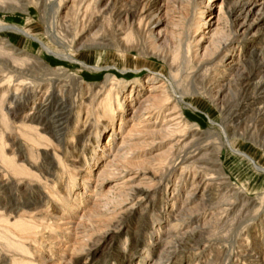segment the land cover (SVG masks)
<instances>
[{"label": "rangeland", "instance_id": "rangeland-1", "mask_svg": "<svg viewBox=\"0 0 264 264\" xmlns=\"http://www.w3.org/2000/svg\"><path fill=\"white\" fill-rule=\"evenodd\" d=\"M30 1L31 4L27 12L1 9L0 21L25 28L28 32L47 42L54 50L62 51L66 55H72L74 58L97 68L96 70L92 68L88 69L79 62L74 63L72 60L49 54L38 41L17 33L16 31H5L2 33V36L10 40L15 47L21 51L29 52L31 55L45 61V63L50 66V68H48L49 71L43 70L40 76L42 79H45L44 82L60 83L61 86L64 84L68 85V88L73 92L74 99L83 91L85 97L88 96L82 108L78 130H74L73 124L70 130L64 129L59 132H57V129H53L52 126H49V129H44L41 125L37 126V124H33L35 127L39 128V132L34 131V133H41L44 135L43 137H45V139H43L44 143L35 144V142L29 141L30 135L28 133L26 134V131L23 130L25 128H27V131H29L28 129L31 130L30 127L32 124L30 125L27 123V125L23 127L21 120L13 119L12 112L9 111L8 104L15 101L14 95L6 93L8 99L6 101L7 103L5 102L2 104L3 89L8 88V82H6V79L0 77V149H3L5 158H15L19 161L12 160L9 163L0 162V176H13L14 173L10 171V167H13L16 162L25 163L26 166H29L31 162H35V166L32 167V173L18 175L19 177L17 178L25 176L28 177L27 179L29 180L33 173H36L35 175L38 173V175L41 176V180L37 186L41 188L43 193L47 192L45 184L50 186L48 189L51 190L54 189V185H57V189L63 192L66 191V199L71 198L69 200L72 204L75 201H81L82 205H80L81 207L76 212L75 210H70L73 208L71 204L65 207L70 211L68 218L73 221V223L69 225L70 230L53 228L54 238L51 237L49 228H41L39 230V235L37 234V239L35 241V250L38 252L36 253L35 251V255L38 256L40 254L44 256H42L43 259H41L42 263L156 264L158 262V264H262V259L260 257L262 255L259 256L255 254L251 256L252 251L246 250L247 247L245 244L248 242H245L244 239L245 236L247 237V235H249L251 236V244H255L256 237L261 238L260 234H258L259 228L257 225L260 223L259 221L261 218L264 219V151L241 136L231 139V148L222 146L220 151H218L217 147L218 145L220 146L221 143H225L222 134L223 129L220 124L225 122L226 114H224L222 110L228 107V105H232L233 112L238 109V107L234 106L232 100L234 101L233 96L241 87V78L257 70L260 65H264V51L259 57L255 59L251 58L252 49L255 47H264V0H247L248 2L259 3L260 5L249 20V24L253 25L252 33H257V36H251V40L248 43L237 45L236 49L232 46L230 47L231 49H235L231 51L233 57H239L244 63L241 65L240 72L238 73L233 70H224V74L223 72L219 74L220 76L224 75L225 78L223 82L217 83V85L225 84L226 87L224 89H226V91L216 100L208 95L202 96V94L198 92L209 88V86H211L210 84L214 82L212 79L203 81L204 78L202 76L203 74L207 75V72L204 71V65L216 46V42L213 43L210 39L212 33L210 30L218 23L219 27L222 29L219 43L226 46L233 40L238 28L229 16V6L225 4L221 5L222 0H120L117 8L134 10L133 15L129 16V18L124 16L121 19L125 28L129 24L126 36V42L129 47L124 50L117 49L114 46H90L92 42L90 37H92L97 28L93 29L92 32H88V30L79 27V30L65 39L63 44L53 43L51 38L52 35L61 36L64 33V30H62L60 26L57 28L52 26L58 7V0L53 1L48 7L45 16L46 21L42 19V10L36 5V0ZM235 1L238 0H231V2ZM25 2H27V0H25ZM147 10H149L148 12H152L153 10L152 16H155V19L159 20L157 27L154 29L157 31L162 30L161 38L154 44L157 48L156 51L159 52L161 50L167 53L170 52L174 55L178 52L179 47L183 49L186 59L184 58L179 76H177L178 82L175 81V78L173 79L170 73L171 69L168 68V63L150 52L152 51L150 50V43L153 40L150 42L145 31L146 27H148L146 24H150L153 18H149L146 21L142 18ZM110 16L114 19L113 24L118 26V19L114 17L113 13H111ZM140 23L142 24V29L139 27ZM210 25H212L211 28L209 27ZM47 30H49V33ZM105 34L108 33L106 32ZM73 38L77 39L75 45L72 44ZM254 38L257 42H253ZM81 45L83 47H80ZM186 55L190 59L186 57ZM2 68L3 65L0 63V74L7 75L8 70H6L7 72H3L1 71ZM154 72L159 74V77L154 80L155 82L163 83L165 80L167 81V79H172L176 87L175 92L179 95L184 94L186 97L185 100L193 107L183 102H181L182 106H180L185 116L187 115L186 117L194 125V128L189 131L191 135L195 133L194 131L198 130L200 134H203L201 138L196 139L197 143L196 145L194 143L191 151H193V153L196 151L195 149H198L196 153L202 151L200 154L202 157L205 156L204 159H206L208 156L204 151L209 145V150H207V152L211 150L212 152L214 151L213 153H215V155H218L221 163V166H219L229 178H227V180L231 182V186L239 187L241 190L243 189V197L249 196L259 199V197L263 196V199H260L261 202L257 204L249 216L245 218L241 217L239 220H234L232 218L227 220L226 215L220 214V212H224L223 208L218 207L219 203L217 202L221 200V195H223L224 200V195L227 190L222 194L221 191L218 192V187L214 185L206 189L208 191L205 200L196 199V201L189 203L187 201L188 194L193 193L194 189H196L195 185H191L194 177H196L195 182L205 181L204 183H207L209 182L207 181V176L213 174L212 171H210L209 174L206 173L205 169L199 172V168L190 167L187 168L186 172H183L185 171L184 166L191 160H185L188 154L183 153L181 157L171 161L173 160L171 154L169 156L168 152H166L168 146L165 145L162 148H154L146 144L151 138V130L153 129L149 126H145V121L143 119L157 114L159 111L152 109L148 105L149 103L145 102H143V108H138V102L146 98L150 93L157 95L161 93L160 90L155 92H150L148 90L150 85L153 84L150 77L156 74ZM160 73L164 75H160ZM10 75L14 77L10 87L13 91L16 90V87L20 86V82L23 83V87L20 86L21 90H19V93H22L24 86L35 85V82L32 81L30 76H26L19 80L15 73ZM74 75L78 76L79 81L75 79ZM213 75H215V73H213ZM261 75H263V73ZM108 76L111 80L117 79L116 81H119L121 85H125V95L132 93V88L134 87L137 91L136 98H132L134 95L129 98L127 97L125 105L127 107L126 112L118 113L115 119V132L112 130L113 125H110L109 119L106 118L104 114V117L102 116L103 118H98L97 115L95 116L92 113L88 114L87 112L93 93L99 88L95 85H101L107 80ZM198 76H200V78ZM80 82H83V84ZM3 83H5V86H1ZM201 84L204 85L203 88ZM199 87L202 89L200 90ZM218 88L219 86L214 87L213 90L217 91ZM132 94H134V92ZM178 96L175 95V98ZM40 98L41 96H39L37 101H41ZM22 100H24L25 104L31 106L33 105L34 97L24 98ZM134 107L138 110L139 115L143 116L138 118L136 122L129 120L133 114ZM144 107H147V110H145ZM2 108L5 113L7 112L6 115L9 120L7 121V125L9 122V129L6 124L4 125L6 122L2 119ZM165 111H167V107L163 108L161 113L164 115ZM141 119L143 120L142 122ZM254 120L264 121V117L255 116L253 120L248 121L249 123H247V125H250ZM234 124V122L227 121L229 133L232 132L231 129ZM19 126L23 129H19ZM103 127L107 128L105 129ZM98 128H101V134L99 136L97 135ZM14 130L16 133H10ZM128 131H130V133H128ZM138 132H141V135ZM16 136H19L21 143L25 142L30 144L28 145L30 149L27 147L28 149L26 151L22 150V147L14 142V137ZM59 136H61L63 142H58L56 137ZM263 136L264 132L258 136L257 140L263 141ZM132 137L134 138L133 140H131ZM123 138L126 143H124L125 145L122 147L121 151L117 153V149ZM45 147L49 148L48 151L51 152L53 157L54 152H57L58 157H64L66 161H69L68 165L66 164L68 162L63 163L64 172L59 173L57 171L59 169L58 160H54V165L51 164L52 160L46 159L44 154L46 151L44 149ZM238 150L244 151L252 156L259 167L243 155H240V151ZM23 152L27 154V159L25 160L20 159V155H22ZM17 154H19V157ZM162 161L165 165H163ZM160 164L162 165L158 167ZM218 168L219 167H211L214 171L216 169L219 170ZM154 172H156V174ZM145 173L149 174V176L152 175V179H149L148 182V188H150V186L152 187L149 190L151 193L150 202H148V206L144 204L141 207H137V210H129L130 205L136 202L135 191L131 188L140 182L144 183L145 180L143 179L144 181H142V178H144ZM60 174H62V176ZM54 180L58 182L53 183L52 181ZM157 180H159V182ZM117 182L119 183L118 186L115 185ZM210 182L215 183L217 181L212 180ZM12 183L13 182H10L4 188L0 189V198L18 195H24L28 199L35 198L36 194L33 191L26 190L25 192V190L22 189L20 193L15 184ZM235 191L236 189L233 190V192ZM179 192L181 194L177 195ZM229 194L232 195V192H229ZM220 205H222L221 202ZM54 206H57V208H59L58 210L61 211V205L53 202L50 207L51 212H56ZM215 212L218 216L216 215L214 217ZM218 213L222 215L221 218ZM195 218H200V220L201 218L204 219L200 221L199 224L201 225L209 221L206 223V228H204L203 233L199 237L201 241L202 239L205 241L204 238L206 237V243L204 244H200L198 240L194 239L196 232L194 234L190 232V230L197 225L192 222ZM180 219L183 220V222H181ZM187 224L190 226L186 227ZM186 230H188L190 234L189 232L185 234L184 231ZM242 233H244V235H242ZM174 235L180 238L177 239ZM262 239L264 241V235ZM172 243H174V245ZM1 244L0 242V253L3 254L6 250L2 248ZM175 244L179 246H175ZM241 244L244 245L241 246ZM205 245H208V248L202 251ZM170 248L174 249L172 250L173 253ZM249 248L252 247L249 246Z\"/></svg>", "mask_w": 264, "mask_h": 264}, {"label": "bare ground", "instance_id": "bare-ground-1", "mask_svg": "<svg viewBox=\"0 0 264 264\" xmlns=\"http://www.w3.org/2000/svg\"><path fill=\"white\" fill-rule=\"evenodd\" d=\"M53 1H55V0H36V5L42 10V19L44 21H46L45 16L47 14L48 7L52 4ZM119 1L120 0H58V7H57V10H56V13L54 16V21L52 22V26L55 28L60 26V28L62 30H64V33L61 36H55V35L53 36L52 35L51 38H52L53 43L63 44L65 39L69 38L71 35L75 34V32L79 30V27H81L82 29L88 30V32L89 31L92 32L93 29L97 28L95 30V32L93 33L92 37H90V39L92 41L90 46H93V47L114 46L115 48L121 49V50L127 49L129 46L127 45V42H126V36H127V28L129 26V24L125 28L123 26L124 23H123V21H121V19L124 16L129 18V16L133 15L134 10H129L127 8H117ZM30 4H31L30 0H27V2H25V0H0V10L1 9H12V10H19L22 12H27L28 8L30 7ZM223 4L229 6V16H230L232 22H234L238 26V28H237L235 37L226 46H223L219 43V41L221 39L220 35L222 34V29L219 27L218 23H216L215 27L210 30L212 32L210 35V39L213 43L216 42V46H215V50L210 54L206 64L204 65V71L207 72V75L203 74V73H202L203 75L202 74L201 75L204 78L203 81H205L206 79H208V80L212 79V80H214V82L210 84L211 86H209V88H207V86H206L207 89H204L201 92H198L199 94H202V96L208 95L209 97H211L215 100L220 98V96H222L223 93L226 91V89H224L226 87L225 84L217 85V83L223 82V80L225 78L224 75L220 76L219 74H221V72H223L224 70H233L236 73L240 72L241 65L244 62L242 60H240L239 57H236V58L233 57V53L231 51H234L236 49L237 45H242L243 43L244 44L248 43L251 40V38H250L251 36H254V37L257 36V33H254V34L252 33L253 25L249 24V20L252 17V15L255 13V11L257 10V7L260 6L259 3L248 2L247 0L246 1L238 0L235 2H231V0H222L221 5H223ZM148 11L149 10H147L146 12L144 11L145 14L143 15L142 18L145 21L148 20L149 18H153L152 22L150 23L151 25L147 22L148 24H146V25L148 27H146V31H145L146 36L150 40V42L153 40L150 43V50H152L150 52L153 53V55L162 58L166 63H168V68L171 69L170 73L172 74L173 79L175 78L176 79L175 81H177V76H179L180 68H181L182 63H183L184 58H185L183 49H182V47H179L178 52H176V54H174V55L170 52L167 53V52H165V51L163 52L161 50L159 52L156 51L157 48L154 44L157 42V40H159V38H161L162 30L157 31L156 29H154L157 27L159 20L158 19L156 20L155 16H152L153 10H152V12H148ZM111 13H113L114 17L116 19H118V22H119L118 26L113 24L114 19L112 16H110ZM143 24L145 25L144 22H143ZM211 26L212 25H210L209 27L211 28ZM139 27L142 29L141 23L139 24ZM131 28H133V27H131ZM5 31H10V32L16 31L17 33L26 35V36L38 41L44 47L45 51H47L49 54L55 55L56 57H59V58L62 57V58L68 59V60H72V61H74V63L79 62L81 65H83L84 67H86L88 69L92 68V69L96 70L97 68L88 64V63H85L84 61H81V60L74 58L72 55H66L62 51L54 50L53 48H51V46L48 45L47 42L43 41L40 37L35 36L34 34L28 32L25 28H21L19 26L12 25V24H6V23H3V21H0V63L3 65V68L1 69V71L7 72L6 70H8L7 75H5V74L1 75L0 74V77H2V79H6V82H8V88L3 89L2 104H4L8 100L7 94L14 95L13 97H14L15 101L10 102L8 104V108H9V111L12 112L13 119L21 120V124H23V127L25 125H27V123H29L30 125L32 124L30 127L31 130L28 129L29 131H27V128L23 129L20 126L18 128L19 129L21 128L24 131H26V134L28 133L30 135L29 141L35 142V144L36 143H42L43 139H45V137H43L44 135H42L41 133H39L41 135H39L38 133H36V134L34 133V131L39 132L38 131L39 128L35 127L33 124H37V126L41 125L42 128H44V129H47V128L49 129L52 126L53 129H55V130L57 129V132H59L60 130H64V129L70 130V127L73 124L74 130H78V127H79V124L81 121L80 119H81L82 108L85 105V99L88 96L85 97V94L83 93L84 92L83 91L82 93L78 94L74 99L73 98V92H72V90H70L68 88V85L64 84L61 86L60 83L57 84L54 82H49V83L44 82L45 79H42L40 76L42 75L43 70L49 71L48 68H50V66L47 65V63H45V61L40 60L39 58L31 55L29 52L21 51L20 49L15 47L14 44L10 40H7L2 36V33ZM139 31H141V30H139ZM47 32L49 33V30H47ZM106 32L108 34H105ZM109 32L112 35H110ZM218 37H219V39H218ZM254 41H256L255 38L253 39V42ZM260 42H261V40H260ZM76 43H77V39L73 38L72 44L75 45ZM217 43H218V45H217ZM231 46L234 47L235 49L232 48L233 49L232 50L230 48ZM80 47H83V46L81 45ZM263 51H264V47H260V48L255 47L254 49H252L251 58L255 59L256 57H259L261 55V53H263ZM186 57H188V56L186 55ZM184 63H187V62H184ZM72 68H73V66H72ZM221 69H223V70H221ZM204 71H202V72H204ZM14 73H15L17 79H19V80L22 78H25L26 76H30L32 78V81L35 82V85L34 86L33 85L32 86H24L22 93H19V90H21V87H23V83L20 82L19 85L21 87L20 86L16 87L15 91L11 90L10 87L12 85V81H13L14 77H13V75H10V74H14ZM154 73H156V74L154 76L150 77V79L153 81V84L150 85L148 90L150 92H155V91L160 90L161 93L159 95L150 93L149 95L146 96V98H144L138 102V104H139L138 108H140V107L143 108V102H145V103H149L148 105L152 109L159 111V112H157V114H154L152 116H149L148 118L143 119L145 121V123H144L145 126H149L151 129H153V130H151V138L147 142L145 141L146 144L148 146H152L154 148L155 147L156 148H162L165 145L168 146L166 152H168L169 156L171 154V157L173 158V160H171V161L178 159L179 157L182 156L183 153L188 154V156L185 155L186 156L185 160H188V161H189V159H191V160L189 161L188 164H186L184 166L185 171H183V172H186L187 168H190V167H192V168L195 167L197 169L199 168V172H200V170L205 169L206 173H209V174H210V171H212L213 174H211L210 176L208 175L209 177L207 176V181H209L207 183H204L205 181L204 182H195L196 177H194V180L191 182V185H195L196 189H194L193 193L188 194L187 201L189 203L192 201L193 202L196 201V199H200L202 201L205 200V196H206V193L208 191L206 189L208 187L214 185V186L218 187V189H219L218 192L221 191L222 194H223V192H225V190H227L225 192V195H224V197H225L224 200H223V195L220 194L222 196L221 200L217 202V203H219V205H220V202L222 203V205H220V206L218 205V207L223 208L224 213H221L219 211L220 214L226 215L227 220L230 218H232L234 220H239V218H241V217L245 218V217L249 216L251 214V212L254 210V208L257 206V204L259 202H261L260 199L261 200L263 199L262 197L264 196V194L262 197H259V199L252 198L249 196L243 197V193H242L243 189L241 190V188H239V187L231 186V184H230L231 182H229L227 180L228 177L225 175V173L222 171V168L220 167L221 163H220V158H218V155L217 154L215 155V153H213L214 151L212 152L211 150H210V152H207V150H209V145L207 146L206 150L204 149L205 150L204 153L208 156L206 159H204L205 156L202 157V155L200 154L202 151H199L197 153H196V151L198 149H195L196 151L194 153H193V151H191V149L194 146V143H195V145L197 143L196 139L201 138V136L203 135V134H200L198 129H197L198 131H194L195 133L193 135H191V133L189 132L194 128V125L186 117L187 115L185 116V113L180 108V106H182L181 102L186 103L189 106H191V104L185 100L186 97L184 94L179 95L175 92L176 87H175V83H174V81H172V79H167V81L165 80L163 83L155 82L154 80L159 77V74H157V72H154ZM213 73H215V75H213ZM262 73H263V75H261ZM223 74H224V72H223ZM160 75H164V74L160 73ZM7 77H8V80H7ZM74 77H75V79H77L79 81V78L77 75H74ZM198 77L200 78V76H198ZM198 77H196V78H198ZM116 80L115 79L111 80L108 76L107 80L104 81L101 85H99V84L95 85L96 87L98 86L99 88L97 89V91L95 93H93V97L91 99L90 105H88V108H87L88 114L92 113L95 116L97 115L98 118H100L102 116L104 117V115H105L106 118L109 119L110 125H113L112 126L113 132H115V128H114L115 127V119L117 118L118 113H125L126 112L127 107L125 105H126L127 97L129 98V97H132L134 95V97H132V98H136L135 96L137 95V91L135 90L136 89L135 87L132 88V93L134 92V94L130 93L129 95H125V93H124V91L126 89L125 85H123V84L121 85V83L119 81H116ZM80 83L83 84V82H80ZM1 86H5V83H3ZM217 86H219L218 90L214 91L213 88L217 87ZM240 86L241 87H240L239 91L236 94H234V96H233L234 101L232 100V102L234 103V106L238 107V109L235 112H233L232 105H228V107H226L222 110L224 112V114H226L225 122L220 124L222 129H223L222 134H223V137L225 139V143H221L220 146L218 145L217 150L220 151L222 146H226L227 148L228 147L231 148V146H232L231 139H235L236 137L241 136L242 138L244 137L246 140H248V142H252V144L257 146L258 148H261L264 151V140L263 141L257 140L258 136H260L264 132V123H263L264 121L262 120L263 121L262 122L261 120H257V121L254 120V121H252V123H250V125H247V123H249L248 121L253 120V117L255 118V116L264 117V65H260L257 70H254L249 75L242 77ZM203 87H204V85H202V88ZM199 89H200V87H199ZM175 95L176 96L179 95V96L177 98H175ZM39 96H41V98H40L41 101H37L39 99ZM30 97H34V101H33V105L28 106V104H25L24 100H22V99L30 98ZM130 102H132V101H130ZM165 107H167V111H165V113L163 115L161 113V111ZM144 109L147 110V107H144ZM2 113H3L2 119L4 122H6V123H4V125L6 124V126H8L9 122L7 125V121H9V120L7 118V115H6L7 112L5 113L3 108H2ZM12 116H11V119H12ZM89 117H90V115H89ZM141 117H143V116L139 115L138 110L134 107L133 114L129 118V120L132 122H136V120L138 118H141ZM143 120L141 119V122ZM139 121H140V119H139ZM146 121H147V123H146ZM227 121L235 123L231 129V131H232L231 133H229V131H228L229 129H228ZM9 126H8V129H9ZM103 128L106 129L107 127H103ZM135 129H137V128H135ZM71 132H72V130H71ZM10 133H16V132L14 130ZM128 133H130V131H128ZM138 133L140 134L141 132H138ZM100 134H101V128H98L97 135L99 136ZM73 136H74V134H73ZM56 138L58 139L59 143L63 142V140L61 139V136L56 137ZM124 138L122 139V142H121L119 148L117 149V153L121 151L122 147L125 145L124 143H126V142H124ZM126 138H127V136H126ZM14 139H15L14 142H16L18 145H20V147H22V150L26 151L29 148L28 145H30V144H27L25 142L21 143L19 136L14 137ZM133 139L134 138L132 137L131 140H133ZM28 143H30V142H28ZM49 145H51V144H49ZM66 147H67V145H66ZM44 149L46 150L44 152L46 159L52 160L51 164H54V165H55L54 160L55 159L58 160L59 169L57 171L59 173L64 172L65 170L63 168V166H64L63 163L68 162V163H66L68 165L69 161H66L64 157L63 158L58 157L57 152H54V157H53L51 152L48 151L49 148L45 147ZM38 151H40V150H38ZM238 151H240V150H238ZM239 153H240V155H243L244 157H246L249 161L253 162L257 167H259L255 163V159L252 156L248 155L244 151H240ZM189 154H193V155H189ZM18 155L19 154H17V156ZM26 155L27 154L23 152V154L20 155V159H24V160L27 159ZM35 156L36 155L34 154V157ZM185 156H183V157H185ZM6 158H5V154H4L3 149H0V162L9 163L12 160L13 161L17 160L15 158H12V159L11 158L6 159ZM181 159H184V158H181ZM18 162H16L13 165V167H10V171L12 173H14L13 176H7V175L4 177L2 175L0 176V189L4 188L10 182H13L12 184H15V186L19 192L22 189H24L25 192H26V190H30V191H33L36 195H35V198H30V199L26 198L24 195H22V196L18 195V196H14V197L11 196L8 198H0V242L2 243L1 244L2 248H4V250H6L5 253H3V254L0 253V264H41L42 263L41 259H43L44 256L42 255L43 256L42 257L40 254H39L40 256L35 255V251H36L35 250V248H36L35 241L37 239V234H38L39 230L41 228H43V229L49 228L50 229V235L52 238H54L53 228L62 229V230L63 229L70 230L69 225L71 223H73V221L68 218L70 211H68L69 209H66L65 207L67 205L71 204V205H73V208L70 210L71 211L75 210V212H76L77 210H79V208L82 205H81V201H75L72 204V202L69 200L71 198L66 199V196H67L66 191H64V192L62 190L60 191L59 189H57L58 188V187H56L57 185H54V189L51 190V189H48V188H50V186H47V184H45L47 192L43 193L41 188L39 186H37V184H39V182L41 180V176H39L38 173H37V175H35L36 173H33V175H31V178H29V180L27 179L28 177H25V176L21 177V178H17V177H19L18 175L32 173V167L35 166V162L29 163L30 164L29 166H26L25 163H18ZM169 162H170V160H169ZM36 163H37V161H36ZM162 163H163V161H162ZM161 165L162 164H160L158 167H160ZM163 165H165V164L163 163ZM211 167H215V168L219 167L218 168L219 170L216 169L214 171V169H211ZM51 169H53V168H51ZM258 169H260V168H258ZM154 173L156 174V172H154ZM46 175H49V174H46ZM60 175L62 176V174H60ZM52 176H53V174H52ZM151 176H149V174L145 173L144 178H142V181L145 180L144 183L140 182L131 188L132 190L135 191L136 202H134V204H131L130 208L128 207L129 210H133V209L137 210V207H141L144 204H146V206H148L147 204H148V202H150V197H151V193L149 190H150V188H152L151 186H150V188H148V186H149L148 182H149V179L150 180L152 179ZM202 176H205V175H202ZM104 178H102V179H104ZM46 179H47V177H46ZM212 180H215L217 182H215V183L210 182ZM157 181L159 182V180H157ZM52 182L57 183L58 181L54 180ZM161 183H162V181H161ZM115 185L118 186L119 183L117 182ZM42 186H43V184H42ZM235 189H236V191L233 192V190H235ZM63 190H65V189H63ZM161 190H163V189H161ZM188 192H190V191H188ZM229 192H232V195H230ZM45 193H46V195H45ZM70 194H71V192H70ZM160 194H162V193H160ZM180 194L181 193L179 192L177 195H180ZM245 195H246V193H245ZM164 201H165V199H164ZM53 202L61 205L60 206V207H62L61 211L58 210L59 208H57V206H54L56 208V212H51L50 207H51ZM174 203H175V201H174ZM263 203H264V201H263ZM262 206H263V204H262ZM185 215H184V217H185ZM216 215L217 214L215 212L214 217ZM222 215H220V218ZM170 218H171V216H170ZM195 219L192 220V222L197 224V225L195 226V228L190 230V232L192 234H194L196 232L197 234L195 233L194 239L198 240L200 242V244H204V243H206V237L204 238L205 241H203L202 238H201L202 239V241H201L199 239V237L203 233L204 228H206V223L209 221H207L206 223L201 225L199 223L201 220H204V219L203 218H201V220H200V218H195ZM180 221L183 222V220H181V219H180ZM220 221H221V219H220ZM251 221H253V220H251ZM259 222L260 223L257 226L259 228L258 234H260L261 238L256 237V243L251 244V242H250L251 236L247 235V237L245 236L244 241L248 242L247 244H245V246L247 247V249H246L247 251H250V252L252 251L251 256H254L255 254H257L259 256L262 255L260 257L262 259V264H264V241L262 239V236L264 235V219L261 218V220ZM189 226H190L189 224L186 225V227H189ZM250 227H251V224H250ZM244 230H245V228H244ZM44 232H46V231H44ZM184 232H185V234H187V232H189V231L186 230ZM190 232H189V234H190ZM42 234H43V232H42ZM242 235H244V233H242ZM46 236H48V235H46ZM175 236L176 235H174V237ZM177 237L178 236H176V238ZM179 238H177V239H179ZM239 239H240V237H239ZM172 244L174 245V243H172ZM177 245L175 244V246H177ZM243 245L244 244H241V246H243ZM249 246L252 248H249ZM207 248H208V245H205L204 249L202 251L206 250ZM190 249H191V247H190ZM172 250H174V249H171V252H172ZM241 251H243V250H241ZM37 252L38 251H36V253ZM172 257H174V256H172ZM44 260H45V258H44ZM61 260H62V257H61ZM156 264H158V262Z\"/></svg>", "mask_w": 264, "mask_h": 264}]
</instances>
